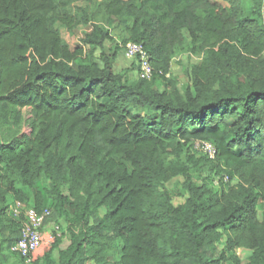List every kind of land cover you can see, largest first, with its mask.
<instances>
[{
  "label": "trees",
  "instance_id": "trees-1",
  "mask_svg": "<svg viewBox=\"0 0 264 264\" xmlns=\"http://www.w3.org/2000/svg\"><path fill=\"white\" fill-rule=\"evenodd\" d=\"M222 1L0 0V251L25 264L21 202L60 226L35 264H264V0ZM116 21L150 80L115 70ZM80 27L73 48L61 28ZM181 52L200 58L184 89ZM208 166L219 187L197 182Z\"/></svg>",
  "mask_w": 264,
  "mask_h": 264
},
{
  "label": "rangeland",
  "instance_id": "rangeland-1",
  "mask_svg": "<svg viewBox=\"0 0 264 264\" xmlns=\"http://www.w3.org/2000/svg\"><path fill=\"white\" fill-rule=\"evenodd\" d=\"M211 1L213 3H220V4L226 5V3L223 2L222 0H211ZM86 30H87L86 27L85 28L80 27L74 32L69 33L66 29L61 28L63 37L69 42V44L73 48L81 45V40ZM122 30H123L122 27L119 26V22L116 21L112 27V33L115 38V44L119 45L121 47L120 48L121 50H119L117 59L114 62V68L117 72L122 71L123 69H130L131 71L130 74L133 75L134 77H137V67H135L136 61L130 58L129 56H127L126 51H125V46L122 45V37H123ZM185 34L189 38L188 34L187 33ZM110 47L111 45H107L108 49H110ZM199 61H200V58L194 55L190 56L188 52H181L176 56L173 62V73L179 77L180 87L182 89H184L190 83L189 71L191 69L192 64L197 63ZM25 111L26 113L28 112V110H25ZM23 132L26 134H30L31 132L30 127L26 125L24 127ZM190 151H194V149H192V146L190 147ZM174 158L175 157L173 155H170L168 157V159H174ZM183 159H184V154H183ZM221 174L222 172H218L217 169H213L211 166H208L199 175H197V182L199 184H202L204 180L207 179L210 186L216 188V187H219V184L221 182V179H222ZM182 183H183V178L177 177L166 184V187L168 188L169 191H171L173 195V203L175 205H180L184 203L186 200V196H184V193H182L183 192ZM235 183H236V180H233L232 184H235ZM104 212L105 210L102 209V214ZM66 236L68 235L66 234ZM224 241H225V238H222L219 241L215 242V250H216L215 253H217V255L223 249ZM6 248L7 247L5 246L2 249V251H0V259L5 258L4 263H0V264H7V263L8 264H18V262L16 261V257L14 255H11L10 250ZM237 252L243 261H246L248 257L252 254V251L244 249V248L237 249ZM207 256L208 257L212 256V250H209L207 252Z\"/></svg>",
  "mask_w": 264,
  "mask_h": 264
},
{
  "label": "built area",
  "instance_id": "built-area-1",
  "mask_svg": "<svg viewBox=\"0 0 264 264\" xmlns=\"http://www.w3.org/2000/svg\"><path fill=\"white\" fill-rule=\"evenodd\" d=\"M127 56L134 59L138 65L137 76L150 80L154 69L150 63L148 53L141 43L129 42L125 45ZM195 148L206 153L209 158L215 159L216 148L211 142H195ZM228 181V176H225ZM14 216L21 219L20 239L13 244L12 250L19 253L25 264H35V258L44 247L50 246L56 238L61 235L60 226L55 224L46 229V221L51 216L48 209L38 212L32 207H26L23 203L17 202L13 207Z\"/></svg>",
  "mask_w": 264,
  "mask_h": 264
},
{
  "label": "crops",
  "instance_id": "crops-1",
  "mask_svg": "<svg viewBox=\"0 0 264 264\" xmlns=\"http://www.w3.org/2000/svg\"><path fill=\"white\" fill-rule=\"evenodd\" d=\"M52 227V225L49 223H47V225H46V229H50ZM70 245V240H69V238H65L64 240H63V242L61 243V245H60V249H65V248H67L68 246Z\"/></svg>",
  "mask_w": 264,
  "mask_h": 264
}]
</instances>
